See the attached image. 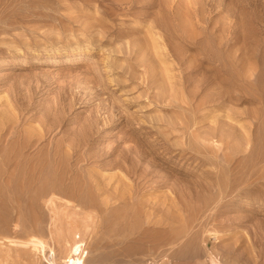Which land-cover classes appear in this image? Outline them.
Masks as SVG:
<instances>
[{
	"label": "rangeland",
	"instance_id": "rangeland-1",
	"mask_svg": "<svg viewBox=\"0 0 264 264\" xmlns=\"http://www.w3.org/2000/svg\"><path fill=\"white\" fill-rule=\"evenodd\" d=\"M69 256L264 264V0H0V264Z\"/></svg>",
	"mask_w": 264,
	"mask_h": 264
},
{
	"label": "bare ground",
	"instance_id": "bare-ground-1",
	"mask_svg": "<svg viewBox=\"0 0 264 264\" xmlns=\"http://www.w3.org/2000/svg\"><path fill=\"white\" fill-rule=\"evenodd\" d=\"M213 61V60H212ZM216 61V60H215ZM219 62V61H218ZM218 62H217V64H218ZM220 65V64H219ZM229 73V72H228ZM61 222V221H60ZM62 224V223H61ZM76 238V237H75ZM74 238V239H75ZM75 243V242H74ZM76 244V243H75ZM2 245V244H1ZM73 245V244H72ZM70 246V245H69ZM68 246V247H69ZM72 251V250H71ZM70 251V252H71ZM66 259V258H65ZM75 260H74V258H73V256H69V257H67V259L65 260V263L66 264H76L75 262H74ZM51 263H53V262H51ZM211 264H212V261H211ZM215 264V263H214Z\"/></svg>",
	"mask_w": 264,
	"mask_h": 264
}]
</instances>
